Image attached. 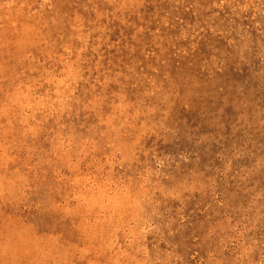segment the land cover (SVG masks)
<instances>
[{
    "label": "rangeland",
    "instance_id": "obj_1",
    "mask_svg": "<svg viewBox=\"0 0 264 264\" xmlns=\"http://www.w3.org/2000/svg\"><path fill=\"white\" fill-rule=\"evenodd\" d=\"M0 264H264V0H0Z\"/></svg>",
    "mask_w": 264,
    "mask_h": 264
}]
</instances>
